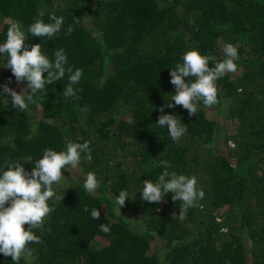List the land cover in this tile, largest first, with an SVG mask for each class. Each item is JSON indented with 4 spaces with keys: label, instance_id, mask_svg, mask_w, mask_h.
<instances>
[{
    "label": "trees",
    "instance_id": "16d2710c",
    "mask_svg": "<svg viewBox=\"0 0 264 264\" xmlns=\"http://www.w3.org/2000/svg\"><path fill=\"white\" fill-rule=\"evenodd\" d=\"M40 11L45 22L63 16L61 32L51 39L28 33L25 44L40 43L50 59L64 48L66 67L83 69L74 85L81 98L64 97L67 73L38 90L24 112L10 94L0 97V172L5 161L31 172L44 149L64 151L69 141H88L93 160L81 158L83 181L69 169V184L53 185L63 199L48 201L55 210L43 232L33 230L42 243L30 244L32 259L20 264H264V0H0V44L11 21L27 28ZM227 43L238 49V68L216 82L218 103L200 101L191 116L179 105L161 113L174 104L170 71L184 52L222 60ZM9 80L16 90L11 69L0 66V92ZM162 114L186 124L179 141L156 124ZM161 160L171 163L169 172L196 176L205 193L184 220L172 193L158 203L141 197L143 181L165 171ZM90 171L100 179L92 193L83 187ZM121 190L129 198L119 210ZM0 264L13 261L0 253Z\"/></svg>",
    "mask_w": 264,
    "mask_h": 264
},
{
    "label": "clouds",
    "instance_id": "9594fccd",
    "mask_svg": "<svg viewBox=\"0 0 264 264\" xmlns=\"http://www.w3.org/2000/svg\"><path fill=\"white\" fill-rule=\"evenodd\" d=\"M44 16L45 12L40 11L35 22L27 28L20 21H11L6 40L0 44V55L6 54L7 57V63L0 66L10 68L17 83L27 81V85L17 92L9 87V80L0 92V97L5 93L10 94L12 107L20 112L28 110L30 105L36 103L35 95L38 90L43 91L47 84L62 80L66 73L69 82L63 88L64 97L77 100L81 98L77 95L81 90L74 88V85L81 80L83 69L66 67L67 55L64 48L55 51L50 59L40 43L30 47L25 44L28 33L51 39L61 32L63 16L49 14L48 22L44 21ZM73 31L74 26L68 25L67 33L71 34ZM222 51V60H217L212 54H201L196 48L185 51L183 62L177 63L170 71V83L175 86V93L170 99L174 104L169 102L161 105L160 112H164L165 106L172 108L179 105L191 116L197 113L200 101L205 107L217 104L216 82L228 73L237 72L238 66L234 61L239 59L238 49L232 43L225 44ZM209 61L212 67H209ZM156 124L167 129L173 142L179 141L187 131L186 124L174 114L160 115ZM82 156L88 163L93 160L88 141H69L66 150L59 152L52 148L44 149L42 157L35 162L31 172L19 161H5V170L0 172V253L5 257L10 256L13 264H20L22 257L26 261L32 259L33 250L29 245L42 243L41 236L34 234L33 230L44 231L45 219L55 210V206L50 207L48 201L54 196L57 200H62L64 196H56L53 185L61 181L65 171L77 168ZM158 166L163 167L165 171L156 182L149 179L143 181L142 199L158 203L163 201L168 193H172L173 202H182L179 204L180 212L176 215L177 218L186 219L188 209L198 206V201L205 195L204 191L198 188L197 177L169 172L168 169L172 165L166 160L159 161ZM83 187L89 193L95 192L100 187V179L90 171L84 179ZM126 198H129L128 192L121 190L115 199L119 210L125 205ZM83 211H88L87 205ZM90 215L92 219L98 220V208L93 207ZM24 225H28L27 230ZM99 227L104 234L111 231L108 224L101 223Z\"/></svg>",
    "mask_w": 264,
    "mask_h": 264
},
{
    "label": "rangeland",
    "instance_id": "374dc122",
    "mask_svg": "<svg viewBox=\"0 0 264 264\" xmlns=\"http://www.w3.org/2000/svg\"><path fill=\"white\" fill-rule=\"evenodd\" d=\"M25 86L26 85H25V82L24 81L22 83H16V88L15 89L18 92L21 87H25ZM219 118L221 119L222 124H224V125L227 126V120L225 119V117H222L220 115ZM224 125L222 126V129H225L224 128ZM68 175H69V177L70 176L74 177V179H76L78 182L83 181L82 176H81L82 174L80 173V170H79L78 167L75 168V169L69 170ZM69 181H70L69 178L63 176L62 179H61V181L59 182V184L62 183V184L68 185L69 184ZM117 209H118V207H116V210ZM131 223L133 224V226H135V227H137L139 229L142 228L141 223L138 220H136V219H132L131 220Z\"/></svg>",
    "mask_w": 264,
    "mask_h": 264
}]
</instances>
